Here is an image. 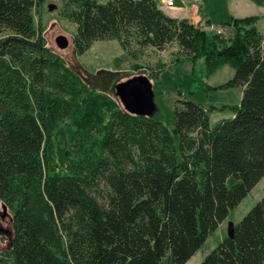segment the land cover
Listing matches in <instances>:
<instances>
[{
  "label": "trees",
  "instance_id": "obj_1",
  "mask_svg": "<svg viewBox=\"0 0 264 264\" xmlns=\"http://www.w3.org/2000/svg\"><path fill=\"white\" fill-rule=\"evenodd\" d=\"M44 2L0 0V203L12 213L0 264H164L167 254L186 264L264 177L259 17L222 21L226 38L205 28L211 19L172 17L158 0H64L77 55L99 40L178 43L174 64L204 58L206 77L234 68L216 87H244L232 117L212 124L211 107L180 100L164 122L130 113L55 52L36 23ZM137 72L158 89L159 70L140 66L116 83ZM200 264H264V196Z\"/></svg>",
  "mask_w": 264,
  "mask_h": 264
},
{
  "label": "rangeland",
  "instance_id": "obj_2",
  "mask_svg": "<svg viewBox=\"0 0 264 264\" xmlns=\"http://www.w3.org/2000/svg\"><path fill=\"white\" fill-rule=\"evenodd\" d=\"M99 1L106 2L107 0ZM195 4L196 6H193L192 0H179L177 5L169 10V13L180 9L184 12L183 15L198 23L199 21L203 22L201 17L203 18L205 12L206 16L216 24H220L232 16L257 15L259 17L258 27L264 35V0H209L208 3L205 0H198V3ZM63 7L64 0H45L36 13V23L43 28L49 46L59 53L70 66L85 76L99 91L116 94L115 85L118 83L116 80L120 76H126L125 71L140 66L150 72V77H154L151 74L153 70H159L160 83L155 91L157 107L155 115L160 116L164 122L172 119L176 105L182 107V104L179 103L180 100H192L206 108L211 107L209 117L212 124L219 121L215 120L216 116L221 115L220 117H222L223 113L234 112L233 107L240 104L243 94L239 87L216 88L233 77L235 72L233 67L227 65L229 69L224 67L216 74L206 77L204 58H200L195 63L186 60L174 64L180 56L178 43L159 50L151 46L140 47L132 42L130 47L125 49L117 39L99 40L95 41L83 55H77L74 45L77 24L62 15ZM59 35H65L68 38L69 46L67 48L61 49L57 46L56 38ZM229 36L230 34L226 33L224 37L228 38ZM152 80L154 81L155 78ZM204 82L206 84L209 82L215 87L206 90L202 88ZM224 105L227 106L223 107ZM66 128V122H61L54 133L56 156L62 165L64 164V153L68 148ZM263 196L264 177L247 197L229 212L228 217L215 232L210 234L203 246L186 264H200L212 249L228 237L230 225L239 222ZM5 212L3 204L0 203V223L6 228L12 229V213L7 209L8 215L3 218ZM10 238L11 236L6 234L0 236V251L8 249ZM164 264H171L169 254L165 257Z\"/></svg>",
  "mask_w": 264,
  "mask_h": 264
},
{
  "label": "water",
  "instance_id": "obj_3",
  "mask_svg": "<svg viewBox=\"0 0 264 264\" xmlns=\"http://www.w3.org/2000/svg\"><path fill=\"white\" fill-rule=\"evenodd\" d=\"M53 7V5H51ZM57 46L65 49L69 46V40L65 35H59L56 38ZM115 93L124 108L130 113L138 115H155L157 107L155 104V90L151 79L141 73L119 81L115 85ZM6 211L3 215H8L6 205L3 206ZM12 219V218H11ZM234 224L229 227L228 237L234 235ZM3 234L12 235V229L6 228L0 223V236Z\"/></svg>",
  "mask_w": 264,
  "mask_h": 264
},
{
  "label": "built area",
  "instance_id": "obj_4",
  "mask_svg": "<svg viewBox=\"0 0 264 264\" xmlns=\"http://www.w3.org/2000/svg\"><path fill=\"white\" fill-rule=\"evenodd\" d=\"M158 1H159V5L162 8H171L177 5V0H158ZM192 1H193V6H196L195 3H198V0H192ZM205 28L219 35H224L226 33V29L224 28V26H222L221 24L213 23V22L210 24H207Z\"/></svg>",
  "mask_w": 264,
  "mask_h": 264
},
{
  "label": "crops",
  "instance_id": "obj_5",
  "mask_svg": "<svg viewBox=\"0 0 264 264\" xmlns=\"http://www.w3.org/2000/svg\"><path fill=\"white\" fill-rule=\"evenodd\" d=\"M178 2H179V0H177ZM208 1L209 0H207L206 1V3H208ZM177 2V3H178ZM205 7H206V4H205ZM174 7H171V8H163L164 9V11L166 12V13H168L170 16H172V17H178V18H183V17H187V18H189L188 16H186V15H183L184 14V12L182 11V10H178V11H175V12H172V13H169V10H171V9H173ZM201 19H202V21H204V20H207V19H210L209 17H207L206 16V14H205V12H204V16H203V18L201 17ZM214 23V22H213ZM227 65L228 64H226V65H224V66H222L218 71H220L222 68H227ZM227 69H229V68H227ZM217 71V72H218ZM216 72V73H217ZM215 73V74H216ZM209 82H210V80H209ZM208 82V84L210 85V86H214V85H211L210 83ZM243 88L244 87H241V86H239V89H241V91H242V94H243ZM237 91V90H236ZM217 107V106H216ZM206 108V107H205ZM234 115V112H228V113H223L222 114V117H220L221 115H218V116H216V119L215 120H220V119H223V118H227V117H232Z\"/></svg>",
  "mask_w": 264,
  "mask_h": 264
}]
</instances>
